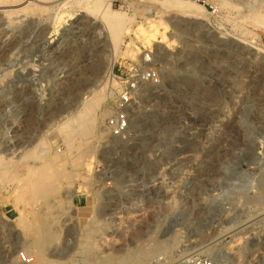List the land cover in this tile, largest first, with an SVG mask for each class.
Wrapping results in <instances>:
<instances>
[{"label":"rangeland","instance_id":"1","mask_svg":"<svg viewBox=\"0 0 264 264\" xmlns=\"http://www.w3.org/2000/svg\"><path fill=\"white\" fill-rule=\"evenodd\" d=\"M95 1L0 0V264H264V0Z\"/></svg>","mask_w":264,"mask_h":264},{"label":"bare ground","instance_id":"2","mask_svg":"<svg viewBox=\"0 0 264 264\" xmlns=\"http://www.w3.org/2000/svg\"><path fill=\"white\" fill-rule=\"evenodd\" d=\"M102 0H98V1H95L91 8H93V10H98L100 9V3H101ZM175 0H167L165 1L164 3H162L163 7H166V9L168 8H176L180 11V13L182 14V16H184L185 18H189V19H194V20H201V17L204 16L205 12L204 10L201 8V7H198V6H195L194 4H185V5H182L181 7H176L175 5ZM161 5V6H162ZM181 5V4H180ZM162 7V8H163ZM261 8V7H260ZM253 9V8H252ZM165 10V9H164ZM163 10V11H164ZM169 10V9H168ZM174 10V9H173ZM12 11V10H11ZM170 11V10H169ZM178 11V13H179ZM165 12H167L165 10ZM239 13V12H238ZM262 13V12H261ZM260 13V14H261ZM262 15V16H261ZM260 17H259V23L263 24L264 25V14H261ZM98 16V15H97ZM105 17L109 19V27L111 30H113L114 32H116V30L118 29V26L120 25V23H122L121 21V17L117 14H109L108 13H105ZM183 17V18H184ZM103 18V17H102ZM254 18V17H253ZM252 18V19H253ZM105 20V19H104ZM108 21V20H107ZM105 21V22H107ZM124 21V20H123ZM250 21V20H249ZM256 21V19H255ZM242 22V21H241ZM256 23V22H255ZM107 25V26H108ZM259 25V24H257ZM260 26V25H259ZM147 60V56L145 57V62ZM112 69H113V64L111 66V69H110V75L112 76ZM102 89H100L99 91H96L95 94L93 95V97H100L101 93H102ZM27 183V182H26Z\"/></svg>","mask_w":264,"mask_h":264},{"label":"built area","instance_id":"3","mask_svg":"<svg viewBox=\"0 0 264 264\" xmlns=\"http://www.w3.org/2000/svg\"><path fill=\"white\" fill-rule=\"evenodd\" d=\"M207 10V7L205 8ZM147 60L150 61V57H147ZM147 79H154L158 77V74L155 71H147ZM131 96L125 94L117 102V107L115 114L111 115L107 121V128L114 137L124 136L130 129V119L128 116V106L131 100ZM25 258V256H23ZM201 264H216L213 259H206Z\"/></svg>","mask_w":264,"mask_h":264}]
</instances>
